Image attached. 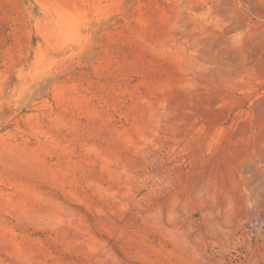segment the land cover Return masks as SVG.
<instances>
[{
  "label": "rangeland",
  "instance_id": "1",
  "mask_svg": "<svg viewBox=\"0 0 264 264\" xmlns=\"http://www.w3.org/2000/svg\"><path fill=\"white\" fill-rule=\"evenodd\" d=\"M0 264H264V0H0Z\"/></svg>",
  "mask_w": 264,
  "mask_h": 264
}]
</instances>
